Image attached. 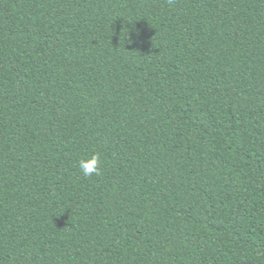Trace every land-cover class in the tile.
I'll use <instances>...</instances> for the list:
<instances>
[{"label": "trees", "instance_id": "obj_1", "mask_svg": "<svg viewBox=\"0 0 264 264\" xmlns=\"http://www.w3.org/2000/svg\"><path fill=\"white\" fill-rule=\"evenodd\" d=\"M0 264H264V0H0Z\"/></svg>", "mask_w": 264, "mask_h": 264}, {"label": "clouds", "instance_id": "obj_2", "mask_svg": "<svg viewBox=\"0 0 264 264\" xmlns=\"http://www.w3.org/2000/svg\"><path fill=\"white\" fill-rule=\"evenodd\" d=\"M99 154L93 153L87 159H80L78 162L79 169L84 176H92L100 174Z\"/></svg>", "mask_w": 264, "mask_h": 264}]
</instances>
